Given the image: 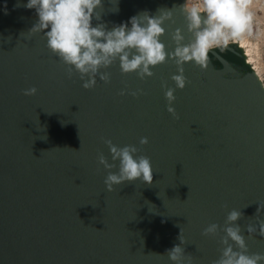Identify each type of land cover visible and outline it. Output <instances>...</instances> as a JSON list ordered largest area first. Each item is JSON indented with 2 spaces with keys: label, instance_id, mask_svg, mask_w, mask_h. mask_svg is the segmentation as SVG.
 <instances>
[{
  "label": "water",
  "instance_id": "95a60500",
  "mask_svg": "<svg viewBox=\"0 0 264 264\" xmlns=\"http://www.w3.org/2000/svg\"><path fill=\"white\" fill-rule=\"evenodd\" d=\"M26 2L0 0V264H172L166 251L180 232L191 264H214L223 233L203 229L223 226L233 208L249 253H264V237L246 231L264 220V84L243 48L209 53L207 69L185 63L189 83L175 92L174 117L162 88L174 87V63L140 80L117 62L110 83L97 77L84 89L40 33L28 34L38 18ZM183 3L103 0L99 22L111 28ZM174 13L166 27L184 28L187 38ZM163 40L171 46L169 35ZM33 86L36 95H23ZM106 139L148 156L152 183L107 191L98 164L101 153L111 162Z\"/></svg>",
  "mask_w": 264,
  "mask_h": 264
},
{
  "label": "clouds",
  "instance_id": "9594fccd",
  "mask_svg": "<svg viewBox=\"0 0 264 264\" xmlns=\"http://www.w3.org/2000/svg\"><path fill=\"white\" fill-rule=\"evenodd\" d=\"M114 5H118V0ZM23 7L34 9L38 18L28 34L40 33L47 49L67 67L68 78L78 75L84 89L95 87L97 77L110 83L111 74L107 69L117 62L122 75L135 74L140 80L154 76L153 69L157 66L168 61L174 63L176 73L171 76L174 87L162 83L167 110L174 117L175 92L183 90L189 83L184 74L185 63L192 62L207 69L209 53L218 57L221 52L231 50L230 44L242 45L245 36L252 35L254 21L249 0H184L179 6L158 8L155 14L142 11L111 28L107 23L99 22L103 0H27ZM176 7L184 18L187 38L184 28L177 27L169 32L166 27L175 22ZM118 10V6L111 9L113 12ZM93 19L98 21L95 26ZM165 35H169L171 46L164 42ZM37 91L36 87H29L23 90V95L34 96ZM142 92L137 90L130 94L136 96ZM124 94L122 90L121 95ZM104 143L111 162L101 153L98 164L106 170L104 185L107 191H113L125 182L152 183V161L139 154L137 146H119L111 139ZM139 143L147 144L148 138L141 137ZM241 216L242 212L233 208L227 213L223 226L210 223L203 229L204 236L223 233L220 256L214 264H264V253L248 251L244 230L237 223ZM246 231L248 235L257 233L264 237V220L247 225ZM178 238L180 243L168 249L166 254L172 264H185L186 259L187 264H191L181 246L186 243L181 232Z\"/></svg>",
  "mask_w": 264,
  "mask_h": 264
},
{
  "label": "rangeland",
  "instance_id": "374dc122",
  "mask_svg": "<svg viewBox=\"0 0 264 264\" xmlns=\"http://www.w3.org/2000/svg\"><path fill=\"white\" fill-rule=\"evenodd\" d=\"M251 11L254 14V17L259 21L260 31L257 40L252 43L257 44V53L256 57L257 63L260 67V76L264 84V0H249ZM249 42V41H248Z\"/></svg>",
  "mask_w": 264,
  "mask_h": 264
},
{
  "label": "bare ground",
  "instance_id": "6f19581e",
  "mask_svg": "<svg viewBox=\"0 0 264 264\" xmlns=\"http://www.w3.org/2000/svg\"><path fill=\"white\" fill-rule=\"evenodd\" d=\"M239 46L243 48L246 62L251 65L253 71L261 80L260 67H259V65L257 63V59H256V57L258 56L257 44L244 40L243 44L242 45L239 44Z\"/></svg>",
  "mask_w": 264,
  "mask_h": 264
},
{
  "label": "built area",
  "instance_id": "2783aa9c",
  "mask_svg": "<svg viewBox=\"0 0 264 264\" xmlns=\"http://www.w3.org/2000/svg\"><path fill=\"white\" fill-rule=\"evenodd\" d=\"M193 2H195V0H193ZM250 11H251V8H250ZM259 27H260L259 21L256 19V17H254L252 35L251 36H245L244 40L249 41V42H253V41L257 40V38L260 34L259 33L260 28Z\"/></svg>",
  "mask_w": 264,
  "mask_h": 264
}]
</instances>
